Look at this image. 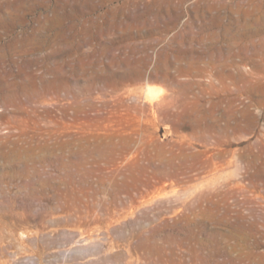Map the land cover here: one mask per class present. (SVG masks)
I'll return each mask as SVG.
<instances>
[{"label":"rangeland","instance_id":"rangeland-1","mask_svg":"<svg viewBox=\"0 0 264 264\" xmlns=\"http://www.w3.org/2000/svg\"><path fill=\"white\" fill-rule=\"evenodd\" d=\"M263 43L264 0H0V264H264Z\"/></svg>","mask_w":264,"mask_h":264},{"label":"bare ground","instance_id":"bare-ground-1","mask_svg":"<svg viewBox=\"0 0 264 264\" xmlns=\"http://www.w3.org/2000/svg\"><path fill=\"white\" fill-rule=\"evenodd\" d=\"M261 5H262V4H261ZM257 30H260V28H258ZM245 41H246V40H245ZM247 43H248V42H247ZM241 44H242V43H241ZM241 44H240V45H241ZM263 45H264V43H263ZM213 54H214V53H213Z\"/></svg>","mask_w":264,"mask_h":264}]
</instances>
